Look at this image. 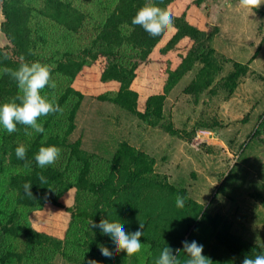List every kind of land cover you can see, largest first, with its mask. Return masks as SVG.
Listing matches in <instances>:
<instances>
[{"label": "trees", "instance_id": "trees-1", "mask_svg": "<svg viewBox=\"0 0 264 264\" xmlns=\"http://www.w3.org/2000/svg\"><path fill=\"white\" fill-rule=\"evenodd\" d=\"M30 1H35V5ZM72 1L0 0L3 17L1 31L9 45L6 49L0 46V103L14 100L20 95L15 80L3 69H16L21 63L39 61L50 68L51 82L58 85L57 89L46 86L42 95L62 108L61 112L39 118L45 133L28 135L26 126L19 124L12 134L0 131V176H4L3 183L12 195L8 194L6 201V194L0 190V264H15V261L18 264L39 261L41 264L43 258L48 260L43 264H50L54 255L60 254L70 259L73 252L74 255L84 253L88 259L96 258L97 261L90 260L89 263L107 264L98 253L109 249L110 242L91 227V224L99 226L104 222L119 223L120 227L132 232L143 223V253L139 264H155V259L166 244L173 249V254H177L176 250L179 249L178 259L184 264L187 255L183 252L182 241L186 239H194L204 245L203 254L210 259V264H241L221 257L218 249L238 257L240 261L246 256L260 254L261 250L255 243L231 231L230 224L220 213L211 214L185 189L156 173L153 156L144 150L120 140L106 161V167L92 166L94 154L81 147V139L68 141L75 126L76 111L84 97L82 91L72 83L90 63L100 65L102 84L114 85V90L97 94L99 100L108 101L146 125L161 127L171 135H181V131L171 121H162L166 95L194 67L198 65L194 77L183 88L185 94L197 98L204 92L214 94L217 89L224 90L227 96L234 92L249 70V62L230 60L232 69L219 76L228 58L219 54L212 45L218 29L208 27L205 22L199 8L204 0H188L178 15L169 10V6L177 0H95L101 10L106 9L105 16L98 24L90 44L80 47L73 44L71 35L81 30L88 16ZM145 7L173 17L168 39L164 40L168 31L152 40L131 23L135 14ZM191 17L198 21H192ZM57 29L63 31L67 39L63 51L59 55L55 51H52L53 54L41 53L39 48L44 49L48 43L47 37L54 30L53 34L56 33ZM163 41L160 52L165 54L184 43L179 51V60L172 67H164L162 73L158 74L163 81L161 92L147 94L140 105L142 94L135 87L138 71L144 72L152 66L150 55ZM55 117L60 122L53 127ZM200 125L192 130L195 137L199 130L214 131L208 127L213 125ZM261 127H264V118ZM27 132L32 130L28 128ZM189 135L191 138V133ZM18 145L26 148L24 160L17 159L15 155ZM41 145H55L60 150L55 164L44 169L37 167L34 159ZM41 176L44 177L43 183ZM26 182L32 183L33 196L25 195L23 185ZM71 188H75L77 205L87 200V196L91 197L90 211L82 210L77 214V218H82L83 225H77L75 212L65 207L71 212L69 228L72 230L75 226L73 252L67 248L66 243L70 241L36 231L28 219L31 211L41 209L46 203L62 207L60 199ZM177 195L184 200L182 207L176 205ZM256 196L264 206V198L260 194ZM78 227L84 228L80 236L76 234ZM19 234L24 236L25 245L21 254L3 245L5 239H13ZM35 250L43 258L37 259ZM123 256L120 254L114 259H124ZM77 258L73 259L77 261Z\"/></svg>", "mask_w": 264, "mask_h": 264}, {"label": "rangeland", "instance_id": "rangeland-1", "mask_svg": "<svg viewBox=\"0 0 264 264\" xmlns=\"http://www.w3.org/2000/svg\"><path fill=\"white\" fill-rule=\"evenodd\" d=\"M230 1L204 0L199 7L208 27L218 29L212 39L213 47L219 54L228 58V61L223 63L219 76H224L232 69L230 60L250 62L249 70L230 96L221 89H217L214 94L204 92L197 98L185 94L183 88L194 77L197 65L166 95L162 121H171L174 127L181 131V135H171L161 127L146 125L108 101L99 100L97 94L105 90H114V85L102 84L101 71L98 67L100 65L90 63L72 83L82 91L84 97L76 111L75 126L68 136V141L81 139V147L94 154L92 166L104 167L107 166L106 161L110 159L117 142L128 141L153 156L156 173L166 176L173 185L185 189L189 196L203 204L211 214L220 213L230 224L232 232L256 244L257 239L264 242V206L256 196L260 194L264 198V127H261L264 118V49L258 51L261 55L255 63V58L250 60L255 49L248 39L247 21H251L252 17H248L247 12L243 10L236 11ZM30 2L32 5L36 3ZM72 2L88 17L81 30L71 35V40L75 46H87L105 16L106 9L101 10L95 0ZM187 2L188 0H177L168 9L178 15ZM191 19L198 21L193 17ZM54 31L47 37L48 43L44 49L39 48L45 55L53 54L52 51L59 55L65 47L67 41L65 33L57 29L53 34ZM170 31L164 40L170 37ZM4 38L0 36V46L6 49L9 45ZM164 42L152 51L150 55L152 66L144 72L138 71L135 87L139 88L142 94L139 98L140 105L147 94L161 92L163 81L158 74L162 73L164 67L168 65L172 67L179 60V51L184 43H180V46L165 54L160 52ZM259 45L264 48V41L259 42ZM55 88L57 89L58 85ZM58 122L60 120L55 117L53 127ZM201 123L213 125L208 126L214 131L211 137L203 140L205 142L192 134V130L202 126ZM3 180L4 176H0V190L6 194L4 200L8 201L7 195H12ZM75 197V188H71L60 199L62 207L46 203L41 209L28 214L30 225L36 231L62 241H70L66 243L67 248H71L70 252L75 249L73 247V240L76 238L73 233L75 226L72 230L69 228L71 212L65 207H70L75 212L76 224L79 226L82 224V218H77V214L82 210L88 212L91 209L90 196H87V200L82 201L80 205L75 204ZM83 229L78 227L76 234L80 236ZM3 245L10 246L12 251L21 254L25 249L24 236L19 234L13 239L7 238ZM107 248L109 249L106 251H113L111 245ZM37 251L34 252L35 257L43 258V255H37ZM217 252L231 262H241L238 257L224 250L218 249ZM142 253L140 250L128 256L121 251L120 254L125 255L124 259L116 257L114 262L117 263L114 264H139ZM71 254L70 259L56 254L50 260V264H92L89 263L90 260L97 261L95 257L85 258L84 253ZM77 257L86 261H81ZM73 258H77V261ZM43 263H48V260L43 258L41 264ZM15 264L18 263L15 261ZM29 264L40 262L31 261Z\"/></svg>", "mask_w": 264, "mask_h": 264}, {"label": "clouds", "instance_id": "clouds-1", "mask_svg": "<svg viewBox=\"0 0 264 264\" xmlns=\"http://www.w3.org/2000/svg\"><path fill=\"white\" fill-rule=\"evenodd\" d=\"M262 3L264 0H239V5L242 8H253ZM131 23L147 37L156 40L173 27V17L157 9L145 7L135 14ZM50 71L47 65L39 61L21 63L16 69H3L4 73L15 80L20 95L14 100L0 103V131L12 134L17 131L19 124L26 126L28 135L45 133L43 122L39 118L45 117L49 113L62 111L58 104L42 95V90L46 86L55 87L50 79ZM17 101L19 102L17 103ZM28 128L32 132H27ZM59 154L60 150L55 145H41L34 156L37 167L44 169L55 164ZM15 155L17 159L24 160L26 148L23 145H18L15 148ZM40 180L43 183L44 177L41 176ZM31 185L30 182L23 185L24 193L27 196H33ZM183 204V198L177 195V207H182ZM91 227L110 242L113 249L112 254H109L108 251L98 253L99 257L107 264H114V256L119 255L121 251L130 256L141 250L143 223H140L139 228L134 232L126 231L119 226V223L104 222L99 226L91 224ZM182 245L183 252L187 255L184 264H210V259L203 254L204 245L194 239L191 241L186 239L182 241ZM256 245L261 250L260 254L246 256L241 264H264V242L257 239ZM178 251L179 249L176 250L177 254H173V249L166 244L155 259V264H181L178 259Z\"/></svg>", "mask_w": 264, "mask_h": 264}, {"label": "crops", "instance_id": "crops-1", "mask_svg": "<svg viewBox=\"0 0 264 264\" xmlns=\"http://www.w3.org/2000/svg\"><path fill=\"white\" fill-rule=\"evenodd\" d=\"M231 1L230 3L232 4V6H234V9H236V11L243 10L244 12H247L248 17H252L251 21H247L249 23V25L247 26V32L248 39L250 43L253 44L255 49V51L252 52L254 56H252L250 60L255 58V63L257 61L256 59L260 58L261 55L260 53H258V51L261 52L264 49L261 45H259V42L262 43V41H264V3L253 8H242L240 7L238 0ZM258 21H260V24H258Z\"/></svg>", "mask_w": 264, "mask_h": 264}, {"label": "built area", "instance_id": "built-area-1", "mask_svg": "<svg viewBox=\"0 0 264 264\" xmlns=\"http://www.w3.org/2000/svg\"><path fill=\"white\" fill-rule=\"evenodd\" d=\"M212 136V131H209V130H199L197 132V135L196 137L200 140V141H203V140H207V138L211 137Z\"/></svg>", "mask_w": 264, "mask_h": 264}, {"label": "water", "instance_id": "water-1", "mask_svg": "<svg viewBox=\"0 0 264 264\" xmlns=\"http://www.w3.org/2000/svg\"><path fill=\"white\" fill-rule=\"evenodd\" d=\"M2 20H3V17H2V14H0V36H3L4 37V35H3L2 31H1V23H2Z\"/></svg>", "mask_w": 264, "mask_h": 264}]
</instances>
